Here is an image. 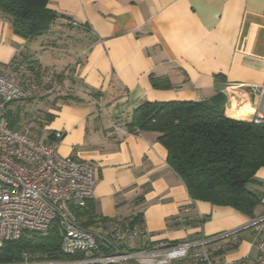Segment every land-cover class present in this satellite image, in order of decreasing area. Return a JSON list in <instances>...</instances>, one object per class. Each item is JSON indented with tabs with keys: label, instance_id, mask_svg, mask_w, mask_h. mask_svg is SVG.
<instances>
[{
	"label": "crops",
	"instance_id": "1",
	"mask_svg": "<svg viewBox=\"0 0 264 264\" xmlns=\"http://www.w3.org/2000/svg\"><path fill=\"white\" fill-rule=\"evenodd\" d=\"M47 7L59 17L32 40L16 36L0 16V69L18 55L42 71L71 68L62 90L44 97L38 132L48 144L60 132L59 155L95 166L94 196L84 209L94 215L89 227L139 217L150 245L236 232L224 259L249 264L264 233V168L247 186L260 197L251 217L194 201L157 134L126 124L144 102H202L216 93L228 118L251 121L256 111L264 117V94L249 91L264 86V0H48ZM45 56L50 64L42 63ZM151 78L171 87L155 89ZM24 107H16L22 120Z\"/></svg>",
	"mask_w": 264,
	"mask_h": 264
},
{
	"label": "built area",
	"instance_id": "2",
	"mask_svg": "<svg viewBox=\"0 0 264 264\" xmlns=\"http://www.w3.org/2000/svg\"><path fill=\"white\" fill-rule=\"evenodd\" d=\"M70 75L71 68L47 70L40 77L26 73L22 85L14 76L0 74V248L30 233L44 235L54 227L60 255L69 257L24 251L18 262L8 264H243L224 259L236 232L150 245L130 223L109 222L104 230H96L77 220L73 209H85L94 196L95 166L59 155L60 132H53L54 142L48 144L11 129L7 119L10 105L26 100L39 87L44 96L55 95ZM249 91L261 97L264 86ZM251 121L264 125L258 111ZM190 211L189 207L182 210ZM255 264H264L263 232Z\"/></svg>",
	"mask_w": 264,
	"mask_h": 264
},
{
	"label": "trees",
	"instance_id": "3",
	"mask_svg": "<svg viewBox=\"0 0 264 264\" xmlns=\"http://www.w3.org/2000/svg\"><path fill=\"white\" fill-rule=\"evenodd\" d=\"M47 4L48 0H0V16L10 22L16 36L36 39L47 34L59 17ZM1 67L0 74L14 76L22 85L26 73L40 77L47 71L24 55ZM151 85L155 89L171 87L166 80L156 78H151ZM7 119L11 129L22 133L24 119L19 109L8 110ZM126 127L133 132L157 134V141L166 150L168 166L181 179L192 200L253 215L260 197L247 186L254 182L255 173L264 168V125L228 118L222 94L216 93L202 102H144L134 110ZM73 213L78 221L83 216L90 221H80L85 227L95 223L89 210L77 208ZM98 222L106 224L105 219ZM129 223L139 227L141 220L134 217ZM24 251L69 258L60 255L59 235L54 227L44 235L30 233L18 242L2 246L0 264L18 262Z\"/></svg>",
	"mask_w": 264,
	"mask_h": 264
},
{
	"label": "rangeland",
	"instance_id": "4",
	"mask_svg": "<svg viewBox=\"0 0 264 264\" xmlns=\"http://www.w3.org/2000/svg\"><path fill=\"white\" fill-rule=\"evenodd\" d=\"M45 58V59H44ZM44 58H42V63H46V64H50V58L49 56H45ZM55 94V93H54ZM51 96V95H50ZM44 96L42 94V89L39 87V89H37L35 92H31V95L23 101L20 102H16L12 105L9 106V110L10 108H12V110H15L17 106L24 104V113H23V117L26 116L24 118V124L22 126V128L20 129V131L24 134H26L27 136L37 139V140H41L39 139L40 137V131L38 132V120L40 121L41 117L44 118L45 113L41 112L43 111V106H44ZM49 97V96H47ZM44 99V100H43ZM38 110V111H37ZM42 116H41V114ZM38 119V120H37ZM95 229V228H93ZM256 258V251L255 249H252L250 252V261L249 264H255L254 259Z\"/></svg>",
	"mask_w": 264,
	"mask_h": 264
}]
</instances>
